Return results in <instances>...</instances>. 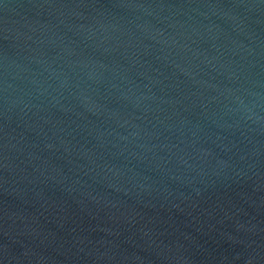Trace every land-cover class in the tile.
<instances>
[{"label":"water","instance_id":"1","mask_svg":"<svg viewBox=\"0 0 264 264\" xmlns=\"http://www.w3.org/2000/svg\"><path fill=\"white\" fill-rule=\"evenodd\" d=\"M0 264H264V0H0Z\"/></svg>","mask_w":264,"mask_h":264}]
</instances>
